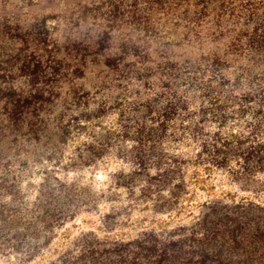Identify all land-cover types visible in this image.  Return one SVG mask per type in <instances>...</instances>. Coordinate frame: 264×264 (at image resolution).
Listing matches in <instances>:
<instances>
[{
	"label": "trees",
	"instance_id": "trees-1",
	"mask_svg": "<svg viewBox=\"0 0 264 264\" xmlns=\"http://www.w3.org/2000/svg\"><path fill=\"white\" fill-rule=\"evenodd\" d=\"M56 1L0 0V188L15 194L7 168L34 158L35 145L66 141L70 119L90 120L112 109L118 126L99 138L94 131L72 165L92 163L115 147L139 167L118 174L116 182L129 186L137 174L156 167L164 183L157 206L170 210L181 193L164 191L179 168L168 163L177 158L162 144L177 133L172 129L181 112L193 107L198 118L183 131L200 142L198 154L206 153L243 190L264 195V0H75L62 14L65 29L74 23L81 30L73 35L51 28L52 13L14 12ZM163 25L181 30L175 42L162 34ZM209 42L222 46H204ZM185 73L192 74L194 89L179 81ZM91 76L98 81L87 87ZM100 92L104 98L96 100ZM95 100L100 103L90 112ZM239 120L238 128L224 130ZM211 121L219 129L209 130ZM148 176L145 182L153 184ZM12 202L0 206L1 249L11 243L19 249L18 240L32 231H21L26 218ZM55 202L51 193L34 202L39 211L33 215L44 227L62 218ZM170 235L144 231L112 241L88 232L76 255L54 264H264V201L233 196L205 202L196 224Z\"/></svg>",
	"mask_w": 264,
	"mask_h": 264
},
{
	"label": "rangeland",
	"instance_id": "rangeland-1",
	"mask_svg": "<svg viewBox=\"0 0 264 264\" xmlns=\"http://www.w3.org/2000/svg\"><path fill=\"white\" fill-rule=\"evenodd\" d=\"M70 2L75 0H57L51 4H38L32 8L14 9V12L24 10L28 13L27 17L36 13L44 15L52 13L55 17L49 20L51 28L56 27L62 35L68 32L73 35L80 33L81 30L73 25L74 23L68 25L71 28L65 29L68 20H65L62 15ZM164 33L170 34L168 40L175 42L174 36L180 34L181 30L175 26L169 28L163 25L162 34ZM216 45L220 47L222 42H209L204 46L212 48ZM191 75V73H185L179 81L182 84L185 82V86L194 89V85L190 83ZM97 81L91 76L86 80L87 87H91ZM95 98L103 99V93L100 92ZM96 100L88 107L90 112L94 111L96 104L100 103ZM196 114L193 107L182 111L172 129L177 133L169 135L162 144L163 150L168 155L172 154L177 158V163L170 160L168 163L171 162L173 166L177 164L179 168L178 176L173 179L168 188L165 187L167 189L164 194L170 196L169 188L179 190L181 193V198L172 209L162 211L157 206L162 204L157 190L164 183L156 167L143 170L136 175L129 186H122L116 182V176L138 172L139 167L133 159L119 156L115 147L105 149L106 152L92 163L72 165L74 158L84 149V143L94 139L92 137L94 131L99 138L101 132H105L104 129L118 126L117 114H114L112 109L102 113L101 117L90 120L81 119L77 122L67 117L66 121L70 119L72 133L66 141L60 140L54 145H35L34 158L29 159L23 166L12 164L7 168L12 178L9 183L15 186L12 188L15 194L6 193L5 189L0 188V206L6 202H12L13 196H17V201L12 202L10 207L22 208L21 214L26 218V223L20 229L23 232H27L26 229L32 231L29 233L30 236L23 238L22 241L18 240L21 244L19 249L11 242L6 249L0 248V264L59 263L68 253L71 255L78 253L79 241L88 232L103 238L107 237L112 241L130 240L144 231H153L158 237L167 238L171 236L173 230H179L181 227L189 229L196 224L205 202L230 200L233 196L242 198L244 201L251 199L264 201V195L243 190L226 170L210 163L206 153L198 154L200 142L192 137L189 129L183 131V127H188L193 119L198 118ZM53 116H49L50 124L54 121ZM99 119L103 121V127H94L93 124ZM232 123H226L224 130H229L231 126L238 128L237 125L241 121H235V125ZM80 126L85 129L83 130ZM208 128L217 130L219 123L211 121ZM47 130L50 134L52 132L54 134L55 128L51 126ZM51 137V142L57 140ZM28 146L33 148L34 144L29 143ZM25 154L27 155L28 152ZM163 167L171 166L163 164ZM149 174L153 184L148 182ZM145 180L148 181L145 182ZM179 183L181 186H178ZM43 187L46 188L45 191H42ZM49 193L56 200L57 215L62 218L56 219L53 227H44L43 223L38 221L36 214L33 215L36 210L39 211L38 205L34 202L37 197L44 198V195ZM40 211L42 212V208ZM48 238H51L50 241H47Z\"/></svg>",
	"mask_w": 264,
	"mask_h": 264
}]
</instances>
